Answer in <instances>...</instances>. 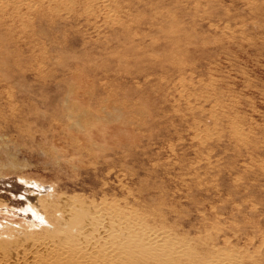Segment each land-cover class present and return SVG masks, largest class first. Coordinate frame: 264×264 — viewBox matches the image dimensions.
Wrapping results in <instances>:
<instances>
[{"label":"rangeland","instance_id":"374dc122","mask_svg":"<svg viewBox=\"0 0 264 264\" xmlns=\"http://www.w3.org/2000/svg\"><path fill=\"white\" fill-rule=\"evenodd\" d=\"M32 1L0 20V240H58L54 193L161 227L135 264H264V0Z\"/></svg>","mask_w":264,"mask_h":264},{"label":"bare ground","instance_id":"6f19581e","mask_svg":"<svg viewBox=\"0 0 264 264\" xmlns=\"http://www.w3.org/2000/svg\"><path fill=\"white\" fill-rule=\"evenodd\" d=\"M34 2L36 1L0 0V20L9 9H25L29 14H33L37 7ZM103 2L104 7H106L107 0H103ZM28 13L27 15H29ZM232 130L237 133L236 128H232ZM41 190L39 189V191ZM30 200L33 205L38 207V212L44 215L48 226H53L54 234L59 235L61 233V235L57 240L40 231L26 233L25 228L13 229L12 232H9L13 235L11 241L0 240V264H120L129 259L126 258V254L117 250L123 243L127 242L136 247L140 240L155 242L156 245H160L162 242L161 234L158 233L162 229L161 227L150 226L147 215L134 209L122 208L115 201L102 200L97 203L89 200L80 207L76 199H59L54 193L46 197L31 194ZM76 205L80 215V222L76 229L83 234V241L80 243L87 247V251L81 254H78V250L67 242L64 232L53 225L57 223V216L64 221V224L70 218L72 219V211ZM46 228L44 225L41 230ZM121 235H124L123 240L126 242L121 239ZM135 238H138L139 241ZM105 243H107L106 247L104 246ZM194 253L196 252L194 251ZM235 255L237 254L235 253ZM131 258L128 261L129 264H135V257L132 256ZM231 259L236 264L235 259L233 257Z\"/></svg>","mask_w":264,"mask_h":264}]
</instances>
